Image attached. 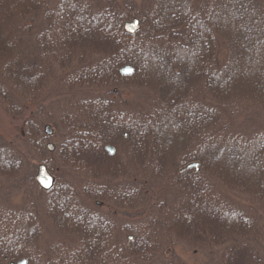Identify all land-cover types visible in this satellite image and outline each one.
Returning <instances> with one entry per match:
<instances>
[{"label": "trees", "instance_id": "16d2710c", "mask_svg": "<svg viewBox=\"0 0 264 264\" xmlns=\"http://www.w3.org/2000/svg\"><path fill=\"white\" fill-rule=\"evenodd\" d=\"M46 1L24 5L17 15L22 19L14 28L6 32L0 29V99L12 115H25L26 146L3 140L0 172L20 185H36L32 173L36 160L29 159L25 152L32 150L51 169L56 164L70 167L78 181L60 178L49 190L39 188L36 198L29 193L27 199L31 200L26 206L15 209L2 203L0 195V259L9 262L26 258L28 264H38V258L47 262L41 264H179L174 252L168 251L174 238H187L210 247L234 241L212 264L262 263L264 246L247 242L250 239L245 236L261 219L257 208L264 210V170L260 179L252 180L240 172L245 170L248 176L261 172L264 133L254 134V140L244 143L246 147L237 136L228 135L224 126L223 134L210 127L214 123L210 106L220 101L219 88H224V80L239 69L234 61L238 51L214 26L219 25L217 15L225 11L222 5L205 9L202 6L206 0H195L202 6L193 0H159L154 7L133 5L131 0L121 5L116 0ZM230 1L245 21L243 31H264V0ZM133 17H138L141 25L130 34L123 26ZM251 21L258 25H251ZM192 44L198 45L200 55L192 63H185V69L192 71L193 78L195 73L206 83L212 80V88L200 91L198 87V102L190 106L180 100L184 94L178 91L195 84L188 82L173 61L180 51L189 60L186 55H190ZM145 47L152 49L150 55L141 52ZM125 64L133 66L132 73L121 72ZM166 69L173 70L175 80L180 79L173 95L179 97L158 105L156 98L158 101L153 99L155 103L149 107L134 105L127 89L152 86L168 90L173 86L175 80L166 82L162 76ZM262 94L247 100L264 106ZM229 102L232 100L226 99L225 104ZM36 104L38 109H34ZM171 113L178 118L190 116L191 127L177 131L180 134L170 143H162L160 132ZM46 127H56L60 136L54 151L47 148L50 135ZM226 136L233 140L226 142ZM108 143L116 147L112 154L106 149ZM231 158L239 164L238 170H231ZM191 161L207 164L202 169L210 174L223 171L229 178L224 181L243 187L252 195V203L246 208L225 194L206 177L207 172L180 169ZM124 164L143 167L144 180L141 176L138 179V172L118 184L98 180L101 174L113 177L125 170ZM162 164L179 165L165 175ZM147 181H151L150 186ZM153 183L161 192L165 184L170 192L167 196L156 193ZM90 200L95 203L90 204ZM100 204H113L116 212L128 207L137 213L121 219L114 211L104 212ZM8 209L12 211L8 213ZM224 217L233 220L222 222ZM33 221L40 223L33 225ZM41 223H52L57 237L65 238L56 242L46 238ZM66 239L72 240L67 251Z\"/></svg>", "mask_w": 264, "mask_h": 264}, {"label": "rangeland", "instance_id": "374dc122", "mask_svg": "<svg viewBox=\"0 0 264 264\" xmlns=\"http://www.w3.org/2000/svg\"><path fill=\"white\" fill-rule=\"evenodd\" d=\"M50 1L53 2V0H50ZM103 1H106V0H103ZM197 1L193 0V3ZM210 1L211 0H206L205 1L206 5L203 4L204 6H202L201 2H197V4H201L203 8L205 7V9H208L212 5L215 6V4L220 3L222 5V8L225 9L222 15H217L216 17L219 25H217V23H214L215 24L214 26H216L220 30V32H224L226 36H228V38L231 40L230 42L232 44L233 50L238 51V53L235 55L236 59H234V61L239 63V69L236 72L237 74L236 73L231 74V76L228 77L227 80H224V83H222L224 85V88L223 89L219 88L222 90V93L220 94V97L218 98L220 101H216V103L211 104L213 106H210V108L213 107L214 109L211 114L213 115L214 123L212 124V126L210 125V127L212 128L216 127L215 129L219 130L220 133L222 134L225 132V128H226L227 129L226 132L228 135L237 136L238 139L242 140L243 144L249 143V140H254L253 138L254 134H258L261 132L264 133V106L263 104L259 103V101L257 102L255 100H252V101L247 100L249 96L258 97L257 94L263 95L262 93H264V31H260L259 30L260 28L257 30L252 28L251 32L253 33H250V31L247 32L246 30L243 31L245 28V24H243V22L245 21H241L242 19L238 16L237 12L234 11L235 7L233 8L231 6L232 2L230 0H219V2H217L216 0H212V2ZM30 2L38 3V2H47V1L46 0H28V1L27 0H0V29H2L3 32H6L9 29H13L14 25L22 19L21 17L17 16L19 15L20 8L25 7L24 5ZM71 2H75V0H71ZM91 2H98V0H91ZM116 2H118L121 5V3L123 2H129V1L116 0ZM131 2H134L133 5L138 4V3H146L154 7L156 4L158 5L159 0H131ZM161 2L163 1L161 0ZM167 2L171 3L172 0H168ZM178 2H183V1L178 0ZM31 3L29 5H31ZM124 9L125 7L122 10ZM196 9H199V7H197ZM242 13H244V11ZM207 15H208V12H206L205 17H207ZM29 18L31 19V16H29ZM257 19L258 18H256V21ZM252 21H251V25H256V26L258 25L256 23L255 24L252 23ZM255 30L257 31L256 33H255ZM248 36H250V40ZM15 39L16 38H14V40ZM146 44L149 45V43H146ZM196 48H198V45L196 47V44L194 45L192 44L190 55L189 56L186 55L187 57H189V60L188 58L185 59L184 58L185 56H183L184 55L183 52L180 51L179 55L183 54L182 57L180 56L181 57L180 58L179 55H177L176 60L173 61L177 65L180 66V73H182L187 78L188 82H190L191 84H195V85H187L186 89H184L183 91H178L179 94L181 93L184 94V95H181V97H179V95L176 96V97H179L181 101L182 100L187 101L190 104V106L194 105V101H195V104H197L198 102V99H197L198 94L196 93V90H198V87L201 91L205 87L207 88L208 86H210V83H212V80L208 81L209 84L206 83L204 81L205 78L202 79L197 74L195 75V73L193 74L194 75V78H193V76L191 75L192 71L187 72L185 69L186 68L184 65L185 63L186 64L192 63L196 59V56L198 54L200 55L199 50ZM150 51H152V49H149V47H145L142 49L141 52L143 53L146 52L147 55L148 54L150 55ZM178 59L182 61H178ZM229 63L233 64L231 62ZM209 69L207 70L208 72H210ZM171 75H174L173 70L171 69H169L168 71L166 69V71L162 73L163 78L167 80L166 82H169L170 79L175 80V78ZM182 80L184 83V78H182ZM176 83L179 85L180 79H179V82L175 80L173 83V86L169 88L168 90H166L164 87H163V90H161L159 89V87L156 89V88H153L152 86H148V87L145 86L143 87V89L135 87L132 90L127 89V91H129L128 92L129 99L131 100V102L132 101L134 102V105L142 104V106L149 107V105L153 104V102L155 103L153 99L156 100L157 98L159 100V102L157 103L158 105L163 100L172 101L174 98H176L175 96H173L175 94V89L177 88ZM147 88H151V89L147 90ZM210 88L212 87L210 86ZM197 92H199V90ZM226 99L228 100L230 99L232 100V102L231 103L229 102L230 104H225ZM48 106H52L55 108L54 105H48ZM36 108L38 109L37 104L34 105V109ZM54 108H52L53 111H54ZM171 115H172L170 116L171 118L165 125L166 126L165 129L160 132L161 135L159 139L161 140L162 143L164 142L170 143L171 139L172 141L176 139L175 135L178 136L180 134V132H177V131H181L182 129L185 130L186 127H191L190 126V119H191L190 116L186 118L180 116V118H178V116H173L172 113ZM24 120H25L24 114L16 115V116L12 115L7 110L6 105H4L3 101L0 99V143L3 140H5L8 143L13 142L15 143L16 146L19 145L25 148L26 147L24 146L25 145L24 144L25 130H24V125H23ZM216 124H218V126ZM54 130L55 132L52 133V135L49 134L50 137L48 141H53L54 144H56V148H57V146L59 145L58 143H60V136L57 133L56 127L54 128ZM184 130H182L181 132H183ZM193 130L194 129H192V131ZM206 130H207V127H206ZM239 134H242V135H239ZM244 137L246 139H244ZM228 139L230 141L233 140V138L226 136L225 141L228 142ZM252 143H254V141H252ZM244 145L246 147L248 146L247 144H244ZM25 152L30 157L29 159L36 160L35 168L32 172L33 174L35 173L36 175L37 167L39 163L43 161L40 160V157L35 153V151L25 150ZM171 152H174V151L172 150ZM170 154L167 156L169 157ZM251 156L252 158L250 159L253 160L255 155L252 154ZM231 159L229 163L231 170L233 169L238 170L239 164L237 163V161H234V159L232 160ZM248 163L251 164L250 161ZM124 165H126L125 170L123 169V170L117 171L116 173H114L113 177L110 174L109 175L101 174L102 177L98 178V180L100 179V181L101 180L104 181L108 179V180H113L114 183L118 184V182L120 181L130 180V178L131 179L134 178L135 176L134 174L136 172H138L139 180H140V176L141 177L144 176L143 173L141 175L143 167L138 166V164H136L135 167L132 164H129V165L124 164ZM162 165H164V173L165 175H167L169 171L173 169H177V166L179 164H162ZM187 165L188 164L182 165L180 169L185 170L188 168H194L195 170L203 171L204 173L207 172L206 170L202 169L203 168L202 166L204 165V169H205L207 167V164H198L197 166H187ZM121 168L122 167H120L119 169ZM260 168H261V172H257V171L256 173L252 172L251 173L252 175L250 176H248L245 170L244 172H240V173L241 175L246 176L250 180L254 179V177L260 179L262 177V172L264 170V167H260ZM49 170L55 175V182L51 188L55 186V183L58 182L60 178L61 180L70 179L69 181L71 182L78 181V179L74 177L75 172L68 166L65 167V166H61V164H56L55 168L51 169L49 167ZM219 171L220 170H218V173L217 172L213 173V171L212 172L210 171L212 174L207 172L208 175L206 176L205 174V176L212 178V182L217 188H220L225 194L227 193V195L233 196V197L231 196L230 197L240 202V204L243 205L244 207L248 208L249 206L248 204L252 203L251 197H250L252 195L248 192H245V190H243V187H239L238 185L232 183L229 180H226L227 182H225L223 178H225L227 175L224 176V174L222 173L223 171L222 172H219ZM153 172H154V169H153ZM226 179H229V178L226 177ZM143 180H144V177H142V181ZM146 184L150 186L151 181H147ZM218 184L221 186H219ZM157 186L158 184L155 183L153 190L156 193H159L160 195L162 194V196H163V192H164V196H167L168 193L170 192L169 188H167L165 184H164V190L162 192L160 191V189H158ZM39 188H43V187L39 186L38 184L31 186L28 183L26 184L21 183L20 185V183H17L16 181L9 179L7 175H4V173L0 172V195L3 196L2 203L4 202L5 205H10L8 206V208L10 207L12 209H15V208L26 206L28 201L31 200L30 197L29 199H27L29 193L34 195L33 197L36 198L37 196L35 195H38ZM5 199L8 202H5ZM90 201H89L90 204L95 203L94 200H90ZM182 206H183V203H182ZM99 207H102V205L100 204ZM38 209L40 208L38 207ZM102 210H104V212H111V211L116 212V208L113 206V204L104 205L102 207ZM11 211L12 210L8 209V213ZM116 213L120 216L121 219H127L128 217H133L134 216L133 213L136 214L137 211H135L134 209L125 207L122 209H117ZM257 213L259 216L261 215L260 216L261 219H259L258 225L255 226L254 229L252 228L251 231H249V234H247L245 237L246 239L247 238L250 239V241H247V242H251V244L262 248L264 246V210H259L257 208ZM220 220H222V222L224 221L225 223H230V221H232L233 219L230 220L229 218L224 217V219H220ZM130 222L133 223L132 220ZM38 223L40 222L38 221L36 223L33 221V225L35 224L38 225ZM40 225H41V228H43L42 233L44 232V229H45V234H43V236L45 235L46 238L50 237L55 242L57 241V239L59 241L60 239L65 238L63 235L60 238L57 237L58 233H56V229L52 223L49 226H46V225L44 226L42 225V223ZM174 239H175L174 240L175 242L173 244V247H171L172 249L171 248L169 249L168 253L171 254V251L174 252L177 258L176 262H178L179 264H212L211 262H213L215 259L220 258V256L222 257L224 256V253L226 252L227 248H229L230 244H234V241L231 240L227 243H221V244L214 245L213 247H210V246H205L199 242L197 243L189 242L187 238H184V239L174 238ZM71 243H72V240L66 239V244H68L65 246L66 251L67 249H69V247H71L70 246ZM243 243H246V242H243ZM50 245L51 244L49 242L47 244V247H49ZM261 258H263V262L260 264H264V256H262ZM22 259H24L26 261V264H28L26 258H22ZM22 259H19V260H22ZM19 260L4 262L0 259V262H2V264H17ZM36 261L38 264H41L43 262L47 263L43 258H38Z\"/></svg>", "mask_w": 264, "mask_h": 264}, {"label": "water", "instance_id": "95a60500", "mask_svg": "<svg viewBox=\"0 0 264 264\" xmlns=\"http://www.w3.org/2000/svg\"><path fill=\"white\" fill-rule=\"evenodd\" d=\"M140 20L138 17H134L132 19H128L124 22V29L127 33H135L139 30L140 28ZM122 72L123 73H130L132 71V68L130 65H125L122 67ZM46 133L51 134L53 133V129L51 127H46ZM47 148L50 151L55 150L56 144H54L53 141H48L47 142ZM106 148L109 150L110 153L115 152V147L111 144H107ZM198 162L194 161L189 163L187 166H197ZM35 179L38 183L39 186L43 187L44 189H51V187L54 185L55 182V175L49 170V167L46 165V163L41 162L39 163L37 167V172L35 175ZM2 264V262H0ZM17 264H26V261L24 259L19 260Z\"/></svg>", "mask_w": 264, "mask_h": 264}]
</instances>
